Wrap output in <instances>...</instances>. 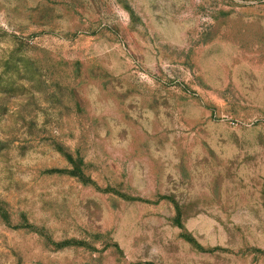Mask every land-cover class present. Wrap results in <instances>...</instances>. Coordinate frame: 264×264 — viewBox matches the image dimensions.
<instances>
[{
	"label": "rangeland",
	"instance_id": "374dc122",
	"mask_svg": "<svg viewBox=\"0 0 264 264\" xmlns=\"http://www.w3.org/2000/svg\"><path fill=\"white\" fill-rule=\"evenodd\" d=\"M0 264H264V0H0Z\"/></svg>",
	"mask_w": 264,
	"mask_h": 264
}]
</instances>
